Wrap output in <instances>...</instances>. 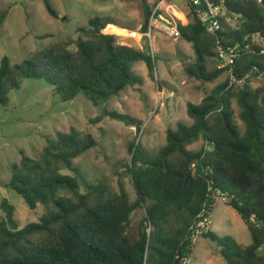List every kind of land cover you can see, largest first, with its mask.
Listing matches in <instances>:
<instances>
[{"label":"trees","instance_id":"16d2710c","mask_svg":"<svg viewBox=\"0 0 264 264\" xmlns=\"http://www.w3.org/2000/svg\"><path fill=\"white\" fill-rule=\"evenodd\" d=\"M138 1L145 30L149 14L160 0ZM225 2L227 14L240 23L231 28L222 19L223 31L218 35L209 34L193 10L184 8L178 29L195 54L189 74L201 84L214 82L223 74L226 78L198 104L187 103L192 123L177 122L175 128H169L165 144L155 155L148 156L139 142L129 146L131 160L125 174L135 199L131 201L122 187L112 192L103 181L89 183L73 163L96 145L91 134L74 127L57 131L54 137L45 138L37 158L23 154L19 163L12 164L6 183L30 209L39 203L55 209L39 222L18 228L14 206L3 199L0 264H179L192 254L190 225L198 221L204 204L213 208L211 196L216 192L239 214L251 243L242 246L211 230L199 237L219 244L225 264H264V88L248 85L250 78L264 73V0ZM44 4L55 16L49 2L44 0ZM7 12L0 11V30ZM115 25L117 21L110 16H93L87 27L79 28L85 38L76 41V49L59 42L20 63L2 57L0 105H7L10 91L29 78L43 79L61 101L82 93L94 106L105 104L128 85L139 84L133 67L142 61L152 70V57L119 44L115 35L105 32ZM218 45L224 50L235 48V57L229 65L209 70L208 64L219 58ZM229 70L239 78L251 76L243 86H228ZM233 101L243 130L234 120ZM105 116L140 126L104 106L95 120ZM198 142L199 147L190 148ZM63 169L71 174H62ZM137 209L144 214L131 235V215Z\"/></svg>","mask_w":264,"mask_h":264},{"label":"rangeland","instance_id":"374dc122","mask_svg":"<svg viewBox=\"0 0 264 264\" xmlns=\"http://www.w3.org/2000/svg\"><path fill=\"white\" fill-rule=\"evenodd\" d=\"M55 12L51 16L44 0H0V11L7 10L5 22L0 30V60L7 56L12 63H20L33 53L59 42H68L70 49H76V41L85 38L79 28L87 27L93 16H110L117 21V28L105 29L115 35L117 42L143 50L152 57V70L142 61L133 69L140 83L128 85L105 104L94 106L82 93L68 101H61L53 88L43 79H25L19 89L9 93L7 105H0V203L6 199L15 208L14 218L18 228L40 218L53 205L37 204L30 209L23 198L6 187L13 163H19L22 155L37 158L47 136L54 137L57 131L67 132L74 127L89 133L96 145L73 160L89 183L103 181L112 192L121 187L131 201L136 197L130 178L125 174L131 160L129 146L139 142L146 154L155 155L166 142V131L175 128L177 122L191 124L186 112L187 103L198 104L217 85L225 81L226 74L214 82L201 84L188 72L195 62L192 44L181 37L172 38L163 33L154 34L153 48L142 38H126V30L138 29L144 21L143 9L138 0H47ZM169 2V1H168ZM179 11H184L185 0H173ZM169 9V10H168ZM182 14L170 7L163 13ZM225 22L237 28L240 20L227 14ZM219 58L208 64V69L223 67ZM252 89L264 88V79L252 77L248 82ZM125 115L140 123H129L110 116L101 117V108ZM234 120L241 130L238 118L239 108L233 101ZM192 144L190 148L199 147ZM62 174H71L61 170ZM83 192V187H80ZM61 195L70 196L67 192ZM143 210L137 209L131 215L129 234H135L143 217ZM4 216L0 209V219ZM211 232L218 237H229L236 243L247 246L251 243L250 232L239 214L216 201L211 210ZM189 264H225L220 246L204 236L194 243Z\"/></svg>","mask_w":264,"mask_h":264},{"label":"built area","instance_id":"2783aa9c","mask_svg":"<svg viewBox=\"0 0 264 264\" xmlns=\"http://www.w3.org/2000/svg\"><path fill=\"white\" fill-rule=\"evenodd\" d=\"M168 0H160L151 10L146 29L142 30V26L138 29L126 30V38L130 40H141L144 38L148 44L153 48L152 40L154 39V34L163 33L172 38H179L180 31L178 29V24L180 18L170 11L167 13L162 12V5L167 4ZM186 7H190L197 20L202 24L204 29L212 35H218L219 32L223 31L222 19L226 20L228 11L225 0H185ZM178 10V9H177ZM181 12V11H179ZM185 11H182V16L185 15ZM107 28V27H106ZM153 38V39H152ZM122 45H128L124 42ZM217 52L221 62H224V65H229L233 62L235 57V48H229L224 50L220 45L217 46ZM229 75V84L228 86H243L246 83V79L250 78V73L239 78L235 76L231 70L228 71ZM257 78L264 79V73H260ZM214 200L212 207L216 201H224L225 198L219 192H216L211 196ZM211 210L212 208L207 205H203L200 213L198 214V221L191 224L189 227V232L191 233L190 239L193 243L199 238L200 235L207 233L211 229ZM179 264H189V257H183L180 259Z\"/></svg>","mask_w":264,"mask_h":264},{"label":"crops","instance_id":"0c3cea01","mask_svg":"<svg viewBox=\"0 0 264 264\" xmlns=\"http://www.w3.org/2000/svg\"><path fill=\"white\" fill-rule=\"evenodd\" d=\"M170 7H175V9H178L175 5H174V3L172 2V3H170V2H167V4H164V5H162V11H163V9H166V8H170ZM169 10V9H168ZM178 11H179V9H178ZM168 12V11H167ZM171 12V11H170ZM166 13V12H165ZM181 13V12H180ZM113 28H117V27H113Z\"/></svg>","mask_w":264,"mask_h":264}]
</instances>
